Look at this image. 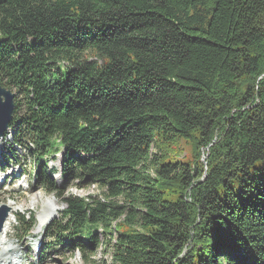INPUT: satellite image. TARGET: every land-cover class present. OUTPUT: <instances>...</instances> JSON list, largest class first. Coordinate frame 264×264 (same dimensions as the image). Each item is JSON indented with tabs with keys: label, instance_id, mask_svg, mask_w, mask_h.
<instances>
[{
	"label": "trees",
	"instance_id": "obj_1",
	"mask_svg": "<svg viewBox=\"0 0 264 264\" xmlns=\"http://www.w3.org/2000/svg\"><path fill=\"white\" fill-rule=\"evenodd\" d=\"M0 86L65 205L59 245L87 262L101 230L111 264H264V0H0ZM59 152L63 187L104 199L44 174Z\"/></svg>",
	"mask_w": 264,
	"mask_h": 264
},
{
	"label": "rangeland",
	"instance_id": "obj_2",
	"mask_svg": "<svg viewBox=\"0 0 264 264\" xmlns=\"http://www.w3.org/2000/svg\"><path fill=\"white\" fill-rule=\"evenodd\" d=\"M16 93L15 91H13ZM7 132V130H6ZM12 136L9 132L6 133V136ZM7 137V143L0 142V149L5 145L6 148L9 147L11 139ZM13 154L16 156V159L19 161V165L16 166L14 171L10 170L9 163L4 164V174H0V179L3 180V183L0 184V204L4 202L13 207H19L21 210H18L15 214H33L35 219L34 225H31V231L29 235L24 240H18L15 237L14 226L16 225L15 219L11 217L9 220V227L7 228L6 235L0 234V243L4 241L5 245H10L16 248L17 257L19 260L14 261L15 264H111V251L105 246L108 237L104 236L102 231H98L99 235V246L93 247L87 244L85 241H82L83 246H85L86 255H89V261L85 262L84 257L80 252L76 251L75 253L68 252L67 249L63 246H56L48 252H44L42 257L39 258L38 255L32 256L31 247L35 241L41 240V245L43 247L48 245L53 241L50 232L47 231L49 223H45V226L39 227L38 223V214L41 212V208L44 207V204L47 201H52L57 206V212L55 216L50 219L52 221H60V215L62 210H64V203H62L57 197L53 194L47 192L41 183L37 181V175L34 167V160L29 157L26 152V149L23 146H15L13 148ZM155 152V149H153ZM2 159V157H0ZM57 156L56 161L51 160V158L45 159L43 163L47 165L46 169H52L50 173L51 180L58 184L59 187L63 188L62 180L59 177L60 163ZM61 184V186H60ZM26 188H25V187ZM65 193L68 196L74 197H84L92 199H104L106 191L100 189L96 185H83L82 181H74L71 187L64 189ZM88 201H90L88 199ZM113 202L117 205H122V199L116 198ZM12 204V205H11ZM58 219V220H56ZM39 227V228H38ZM38 230V233L36 231ZM102 243V244H101ZM66 246V244H65ZM44 250L39 251L42 253ZM38 253V254H39Z\"/></svg>",
	"mask_w": 264,
	"mask_h": 264
},
{
	"label": "bare ground",
	"instance_id": "obj_3",
	"mask_svg": "<svg viewBox=\"0 0 264 264\" xmlns=\"http://www.w3.org/2000/svg\"><path fill=\"white\" fill-rule=\"evenodd\" d=\"M12 211H18L21 210L19 207H13L9 206ZM57 206L52 201H47L44 204V207L41 208V212L38 214V223L39 227H41L45 223H49L50 219H52L55 216V213L57 212ZM11 220V217L8 219V221ZM9 227L8 224H6L0 233L6 234L7 228ZM38 227V228H39ZM38 233V230L36 231ZM16 248L12 247L10 245H3V247L0 249V264H8L12 263V261L15 258H18L16 254Z\"/></svg>",
	"mask_w": 264,
	"mask_h": 264
},
{
	"label": "water",
	"instance_id": "obj_4",
	"mask_svg": "<svg viewBox=\"0 0 264 264\" xmlns=\"http://www.w3.org/2000/svg\"><path fill=\"white\" fill-rule=\"evenodd\" d=\"M14 99L15 94H13L10 90H7L0 86V139L2 138L4 132L8 128L9 123L12 120ZM8 210L9 209L7 207H3V209L0 211L2 215V220H0V227L2 223L1 221H3Z\"/></svg>",
	"mask_w": 264,
	"mask_h": 264
}]
</instances>
